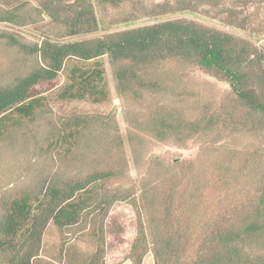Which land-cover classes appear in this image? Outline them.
I'll return each instance as SVG.
<instances>
[{
	"label": "trees",
	"instance_id": "trees-1",
	"mask_svg": "<svg viewBox=\"0 0 264 264\" xmlns=\"http://www.w3.org/2000/svg\"><path fill=\"white\" fill-rule=\"evenodd\" d=\"M5 1L0 0V23L8 26L0 29V45L31 59L24 74L21 72L13 81L0 84V146L11 143L22 125L48 121L42 93L57 85L63 70H66L65 82L57 94L59 100L105 103L109 89L104 57L110 65L117 93L135 99L159 95L157 107L169 110L170 114L154 117L155 122L146 129L157 140L204 138L219 125L231 131L226 137L252 135L257 141L264 140L263 49L188 19L164 20L106 33L117 21L116 17L105 21L111 9L128 7L133 19L182 11L209 16L214 10L227 15L229 7L234 10L235 5H243L247 0H227L229 7L220 0ZM117 15H121L120 10ZM234 15L237 14H230ZM43 16L62 25L68 38L94 35L99 26L104 33L65 42L48 37L40 42H28L13 36L9 26L26 27ZM227 24L254 33L246 19ZM193 71L218 77L228 87L225 101L211 107V113L195 119L184 113L174 115L166 107L180 103V99L190 100L194 88L189 84L195 87ZM236 107L240 110L238 114L233 112ZM87 122L77 118L63 122L56 132L46 130L45 142L67 156L73 147L79 146ZM231 150L237 154H227V160L218 170L221 179L228 181L239 173V166L255 162L251 149ZM185 165L181 171L177 169L178 173L176 168L171 176L168 173L169 193L163 203L156 196H147L141 206L131 198H123L120 192H107L105 183L112 172L75 174L66 181L55 179L42 183L35 187V192L17 195L3 205L0 251H13L11 264H34L39 259L42 235L52 223L63 239L68 233L74 236L86 231L85 236L94 246L86 264H104V222L114 203L127 200L136 217L135 237L124 258L130 264H143L148 254L152 255L154 264H264V170L258 173V190L249 197L252 206L240 200L225 204L227 197L217 201L216 196L229 185L207 186V180L194 178L198 175L193 172L194 163ZM180 166L175 164L177 168ZM175 226L178 233L169 234L166 229Z\"/></svg>",
	"mask_w": 264,
	"mask_h": 264
},
{
	"label": "rangeland",
	"instance_id": "rangeland-1",
	"mask_svg": "<svg viewBox=\"0 0 264 264\" xmlns=\"http://www.w3.org/2000/svg\"><path fill=\"white\" fill-rule=\"evenodd\" d=\"M2 2L6 3L5 0H1ZM219 2L230 6L227 0ZM228 9L230 13L227 15L216 13L214 10L209 16L182 11L156 18L140 15L137 19L131 17L128 7L111 9L105 15V21L115 17L117 21L111 24L106 33L148 26L164 20L188 19L247 40L264 50V0H247L243 5H235L234 10L230 7ZM119 10L121 15L118 16ZM231 13L237 15L230 16ZM245 19L254 33L227 24L229 21L236 20L238 23ZM7 26L0 23V29ZM9 27L12 28L15 38L28 42H40L44 37L65 42L70 39L101 36L104 33L103 27L99 26L100 30L94 35L68 38L62 25L45 16L26 27ZM9 49L0 45V84L13 81L16 75L21 72L24 74L30 67V57ZM102 62L109 89L105 103L59 100L57 94L65 82L66 70H63L57 85L42 93L46 98L48 121H34L25 127L22 125V129L15 132V139L10 140L11 143L0 146V218L4 204L17 195L35 192V187L42 183L46 184L55 179L66 181L75 174L85 176L101 171L112 172V177L105 183L107 192H120L123 198H131L130 200H135L139 206L143 205V198L147 200V196H156L158 202L163 203L169 193L172 169L176 168L175 172L178 173L177 169L181 171L186 162L194 163L193 172L198 173L194 178L199 181L207 180V186L229 185L222 188L221 193L216 196L217 201L227 197L225 204L240 200L254 206L249 197L254 196L258 190V173L264 170V140L257 141L252 135L242 137L233 134L226 137L231 131L226 126L219 125L204 138L185 141L166 138L159 141L146 131L152 122H155L154 117L169 113L167 108L160 110L157 107L159 95H145L140 99L130 95L121 96L116 91L106 57ZM191 76L195 87L189 84L194 88L190 100L186 102L180 99L182 105L176 102L166 107L171 108L170 112L174 115L184 113L195 119L211 113V107L221 104L222 100L225 101L228 87L220 78L209 73L193 71ZM233 112L238 114L240 110L236 107ZM77 118L88 120L79 146L73 147L67 156L60 152V149L48 147L44 139L46 130L56 132V128L59 129L63 122ZM237 129L241 130L240 127ZM242 146L254 152V165L249 163L242 168L239 166L240 171L232 181L221 179L218 170L227 160L226 155L237 154L231 149L240 151ZM175 164L181 166L177 168ZM188 179L190 176L184 183ZM166 230L169 234L176 231L178 233L179 228L175 226ZM104 232V264H130L124 258L135 237L136 217L127 200L112 205L104 222ZM85 234L86 231L74 236L68 233L63 239L55 226L49 223L42 235L39 259L34 260V264H86L94 246ZM12 252L8 249L0 251V264L13 263ZM143 264H154L151 254L145 256Z\"/></svg>",
	"mask_w": 264,
	"mask_h": 264
}]
</instances>
